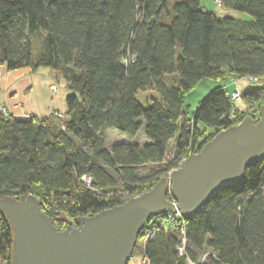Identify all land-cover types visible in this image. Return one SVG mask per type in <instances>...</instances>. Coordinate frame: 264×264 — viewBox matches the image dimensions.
Here are the masks:
<instances>
[{"label":"trees","instance_id":"16d2710c","mask_svg":"<svg viewBox=\"0 0 264 264\" xmlns=\"http://www.w3.org/2000/svg\"><path fill=\"white\" fill-rule=\"evenodd\" d=\"M201 1L0 0V66L50 68L68 83L61 118L0 113V199L32 196L58 230L72 229L151 190L160 176L143 167L178 169L240 124L246 116L223 86L191 117L184 101L203 80L264 81V0H221L253 21L203 11ZM148 90L157 96L144 107L136 95ZM241 94L260 108L264 82ZM142 129L145 144L133 141ZM107 130L129 140L109 148ZM168 215L151 217L138 235L137 243L155 231L141 252L148 264H264V158L177 231L165 226ZM13 244L0 211V261L12 263Z\"/></svg>","mask_w":264,"mask_h":264},{"label":"water","instance_id":"95a60500","mask_svg":"<svg viewBox=\"0 0 264 264\" xmlns=\"http://www.w3.org/2000/svg\"><path fill=\"white\" fill-rule=\"evenodd\" d=\"M264 158V106L260 118L244 119L190 154L170 178L125 204L77 221L60 231L39 207L23 197L0 199L14 233L11 264H128L138 235L151 217L181 212L189 217L221 188L240 182ZM176 204L168 200V193Z\"/></svg>","mask_w":264,"mask_h":264},{"label":"crops","instance_id":"0c3cea01","mask_svg":"<svg viewBox=\"0 0 264 264\" xmlns=\"http://www.w3.org/2000/svg\"><path fill=\"white\" fill-rule=\"evenodd\" d=\"M55 81L61 82V89ZM243 84L242 88H237L240 92L247 88ZM67 94L68 83L50 68L26 67L10 71L0 66V107L7 109L8 116L42 119L54 111L66 113Z\"/></svg>","mask_w":264,"mask_h":264},{"label":"rangeland","instance_id":"374dc122","mask_svg":"<svg viewBox=\"0 0 264 264\" xmlns=\"http://www.w3.org/2000/svg\"><path fill=\"white\" fill-rule=\"evenodd\" d=\"M169 5L174 4L175 2H178L180 0H167ZM201 9L203 11L207 12H214L217 16L219 17H233V18H238L246 21H253L254 18L246 13H241V12H236L234 10H229L225 8L224 6L220 5L216 0H202L201 1ZM263 80L260 79L256 83H248L246 78H226L224 82L218 81V80H203L199 84H197L191 91H189L186 96H185V101H184V107L183 110L187 117H191L195 108L201 102L204 100L211 92L214 90V88L218 86H223L224 90L228 93L236 92L238 91L237 88L240 86L242 88V84H246L247 88L249 89H254L263 84ZM55 84H57L58 88L61 89V82L60 81H55ZM243 84V85H244ZM157 96V92L153 90H148V91H139L136 95L137 99L140 101V103L145 107L149 104L151 97ZM235 111L236 113L242 112L244 116L247 118H252L253 120L257 121L260 118V108L264 106V104L261 105L259 108V104H250L243 99H240L239 101H236L235 103ZM245 117V119H246ZM237 126V125H235ZM105 143L106 145L111 148L114 145L128 141V137L125 134H121L115 130H107L105 132ZM134 142L139 143V144H145L148 142L145 134H144V129H142L138 135L136 136L135 139H133ZM174 144V142H173ZM142 172L145 174H156L159 177V181L157 184L165 182L169 179V173L167 172L165 174H160L159 171H161L160 168L157 167V165H147L142 168ZM156 184V185H157ZM150 191V190H149ZM80 220V219H79ZM70 226H72V221L66 220ZM74 228V227H73ZM72 228V229H73ZM67 230V229H65ZM145 245V240H141L137 243V247L135 246L134 248V255L131 260H129V263H136V264H143V257L141 255V252L143 250V247ZM0 264H11L7 262H2L0 261Z\"/></svg>","mask_w":264,"mask_h":264},{"label":"built area","instance_id":"2783aa9c","mask_svg":"<svg viewBox=\"0 0 264 264\" xmlns=\"http://www.w3.org/2000/svg\"><path fill=\"white\" fill-rule=\"evenodd\" d=\"M220 5H222V1L221 0H216ZM246 80H247V82L248 83H256V82H258V78L257 77H252V76H250V77H246ZM54 89H56L55 87H54ZM229 94V93H228ZM229 96V98L231 99V101L233 102V103H235L236 101H239L240 99H242V94H241V92L238 90V91H236V92H232L231 94H229L228 95ZM0 113H2V114H4V115H8L7 114V109L6 108H2V107H0ZM52 115L54 116V117H56V118H61L62 117V115H63V113H61V112H58V111H54L53 113H52ZM185 160V159H184ZM175 170H177V169H174V170H172L170 173H169V178H170V175H171V173L172 172H174ZM168 200L171 202V203H174V204H176V202H175V200L173 199V197L171 196V194H170V192L168 193ZM184 218V216L181 214V212H179V211H177L176 213H169V215H168V219H167V221H166V223H165V226L167 227V228H169L170 230H175V231H177L178 229H179V227H180V223H181V219H183ZM154 234H155V231H152V229H150L147 233H146V235H145V237L143 238V240H145V242L148 240V239H150V238H152L153 236H154ZM182 240H183V244H182V246L180 247V249H179V251H180V253L181 254H183L184 252H185V250H186V239H185V236L182 238ZM143 264H148V262H147V260L145 259V258H143Z\"/></svg>","mask_w":264,"mask_h":264}]
</instances>
